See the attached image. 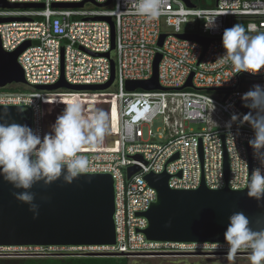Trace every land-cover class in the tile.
Instances as JSON below:
<instances>
[{
  "label": "built area",
  "instance_id": "obj_1",
  "mask_svg": "<svg viewBox=\"0 0 264 264\" xmlns=\"http://www.w3.org/2000/svg\"><path fill=\"white\" fill-rule=\"evenodd\" d=\"M12 4H42V9H0V18L25 19L0 23L3 50L13 52L23 43L30 46L18 57L29 85L56 84L63 73L70 85H104L110 80L109 58L111 25L99 17L111 19L114 32L112 60L113 84L103 91H35L14 90L16 85L0 89V106H26L31 110L32 129L46 133V111L52 121L60 115L69 97L80 99L88 108L99 107L108 114L110 132L100 144H85L81 154L89 159L82 174H109L115 191V245L78 249L0 248V258L10 251H35L41 256L59 250L84 254L109 255L130 260L161 256L217 257L229 256L227 244H193L153 242L142 231L147 227L145 213L156 200L144 176L166 172L168 188L195 190L202 181L211 190L225 187L224 158L228 160L227 185L243 190L258 162L248 153L252 129L244 124L235 140L225 125L233 113L247 114L241 96L254 85L264 86V69L252 74L239 72L229 64L216 63L225 54L222 34L236 24L252 34L264 32V3L260 0H218L211 8H189L182 0H167L163 14L147 20L123 8L117 0L85 2L81 8H54L55 3H81L84 0H6ZM215 21V27L209 28ZM209 27H208V26ZM166 37L162 47L157 43ZM178 34H198L212 39L206 51L195 41L181 40ZM161 55L158 82L162 91H127L128 81H147L152 76L153 61ZM63 65V70L61 69ZM192 74V87H185ZM53 122V123H54ZM160 122L157 133L153 124ZM52 123V124H53ZM192 124L208 127L199 132ZM236 125L232 133H236ZM201 151V152H200ZM174 156L177 158L170 161ZM247 162V168L245 167ZM139 167L129 180L126 169ZM27 255V254H26ZM30 255V254H28ZM38 256V255H37ZM40 256V255H39ZM235 257H248L241 250Z\"/></svg>",
  "mask_w": 264,
  "mask_h": 264
},
{
  "label": "water",
  "instance_id": "obj_2",
  "mask_svg": "<svg viewBox=\"0 0 264 264\" xmlns=\"http://www.w3.org/2000/svg\"><path fill=\"white\" fill-rule=\"evenodd\" d=\"M189 8H195L191 0H182ZM81 3H55L54 8H81ZM97 4L98 7L108 5ZM218 2L216 0L215 4ZM42 4L23 3L12 4L0 0V9L26 10L42 9ZM25 19L0 18V23L23 21ZM89 20H105L111 25V50L104 56L109 58L111 67L110 80L104 85H70L66 83L63 73L59 81L50 86L29 85L24 72L18 63V57L30 46V42L23 43L13 52L3 50L0 40V89L16 85L22 89L35 91H103L109 88L115 79V65L111 58L114 50L113 24L110 18L97 17ZM166 35L162 34L158 40L161 48ZM181 40L198 42L205 53L212 39L198 34H178ZM161 55L155 56L152 76L147 81H128L125 83L127 91L145 90L162 91L158 82V65ZM63 70V65H61ZM192 74L185 87H192ZM6 107L9 122L26 124L30 128L31 110L26 106H0V111ZM45 106V130L48 133L50 119ZM250 110H245L248 113ZM201 152V151H200ZM249 158L252 149L248 146ZM174 156L170 161L175 160ZM228 160L224 158L225 187L211 190L206 187L203 178L200 186L195 190H173L168 188L169 175L149 173L144 176L148 186L156 193V200L149 209L141 214L147 220V227L142 231L147 240L165 243H193V244H227L224 232L228 225V217L234 212L244 213L252 222L254 230L258 218L264 217V200L257 201L247 195V187L243 190H231L227 185ZM139 172V167L126 169V179L129 180ZM17 191L11 184L0 177V248H59L78 249L87 247H101L115 245V191L114 181L109 174H81L71 185L63 183L62 178L45 186L43 182L33 185L30 190L35 194V203L39 205V215L36 219L29 211L28 205L18 202L13 193ZM39 257L41 254H30ZM38 255V256H37ZM95 257H109V255H92ZM209 261V260H207ZM135 261H132V264ZM131 264V263H130Z\"/></svg>",
  "mask_w": 264,
  "mask_h": 264
},
{
  "label": "clouds",
  "instance_id": "obj_3",
  "mask_svg": "<svg viewBox=\"0 0 264 264\" xmlns=\"http://www.w3.org/2000/svg\"><path fill=\"white\" fill-rule=\"evenodd\" d=\"M264 3V0H260ZM167 0H117L116 9L123 8L147 20L158 19L164 12ZM208 26V25H207ZM209 27V26H208ZM215 27V21L209 28ZM225 54L216 63L229 64L239 72L256 74L264 69V32L252 34L241 24L227 28L222 34ZM247 114L233 113L225 127L229 137L235 140L239 128L247 124L253 131L248 140L258 167L251 171L247 181V195L257 201L264 200V86L254 85L241 96ZM63 112L41 136L26 124L9 122L6 107L0 111V177L11 184L14 198L28 205L36 219L39 205L33 185L45 186L62 178L71 185L89 167V159L81 154L85 144H100L109 135L108 114L99 107L88 108L79 101L65 104ZM236 125V133L232 126ZM247 168V162L245 161ZM259 230H254L250 219L242 212L228 217L224 240L228 245L229 258L247 250L250 264H264V217L256 220ZM219 264V262H217Z\"/></svg>",
  "mask_w": 264,
  "mask_h": 264
},
{
  "label": "trees",
  "instance_id": "obj_4",
  "mask_svg": "<svg viewBox=\"0 0 264 264\" xmlns=\"http://www.w3.org/2000/svg\"><path fill=\"white\" fill-rule=\"evenodd\" d=\"M191 2L198 8H211L215 5L216 0H191ZM14 90L22 91L24 89L16 87ZM69 98L73 101H80L79 98ZM53 122L54 121L50 123V126ZM92 146L95 147V144ZM0 264H130V262L124 257H95L87 256V254H84L82 251L59 250L51 255L42 257L0 258Z\"/></svg>",
  "mask_w": 264,
  "mask_h": 264
},
{
  "label": "rangeland",
  "instance_id": "obj_5",
  "mask_svg": "<svg viewBox=\"0 0 264 264\" xmlns=\"http://www.w3.org/2000/svg\"><path fill=\"white\" fill-rule=\"evenodd\" d=\"M161 123L156 122L153 124L152 132L157 133V128H160ZM208 126L205 124H192L190 126L191 129L195 132H199L202 129L207 128ZM36 253H43V252H35V251H10L5 252V256H2V258L6 257H34L33 255H26V254H36ZM53 253V252H51ZM39 257H42L41 255ZM133 264H250L248 257H235V258H229V256H217L209 259L208 262L203 263V257L202 256H196V257H183V258H176L172 256H161V257H154L150 259H135ZM132 264V260L129 261Z\"/></svg>",
  "mask_w": 264,
  "mask_h": 264
},
{
  "label": "flooded vegetation",
  "instance_id": "obj_6",
  "mask_svg": "<svg viewBox=\"0 0 264 264\" xmlns=\"http://www.w3.org/2000/svg\"><path fill=\"white\" fill-rule=\"evenodd\" d=\"M211 258H213V257H206V258H203V263L208 262L207 260H209V259H211Z\"/></svg>",
  "mask_w": 264,
  "mask_h": 264
}]
</instances>
